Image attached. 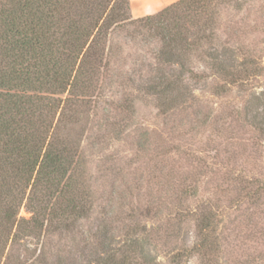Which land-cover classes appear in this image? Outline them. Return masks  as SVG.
<instances>
[{
	"label": "rangeland",
	"instance_id": "374dc122",
	"mask_svg": "<svg viewBox=\"0 0 264 264\" xmlns=\"http://www.w3.org/2000/svg\"><path fill=\"white\" fill-rule=\"evenodd\" d=\"M219 2L217 38L241 48V57L251 55L256 71L226 92L198 89L181 106L161 107L143 88L177 67L159 63L153 24L123 28L111 47L114 80H106L95 113L72 132L86 160L90 217L70 231L10 241L0 264H97L102 229L119 246L137 235L159 264H172V254L198 238L201 213L214 217L222 248L182 264H264V126L256 122L264 118V0ZM189 59V67L209 73ZM125 96L134 102L132 115ZM19 217H31L25 204Z\"/></svg>",
	"mask_w": 264,
	"mask_h": 264
},
{
	"label": "trees",
	"instance_id": "16d2710c",
	"mask_svg": "<svg viewBox=\"0 0 264 264\" xmlns=\"http://www.w3.org/2000/svg\"><path fill=\"white\" fill-rule=\"evenodd\" d=\"M216 3L179 0L132 19L129 0H0L1 252L10 241L36 239L50 229L70 231L90 217L86 160L72 132L95 113L106 80H114L111 47L123 28L153 24L152 37L161 43L159 63L177 67L143 88L161 107L181 106L198 89L226 92L256 71L259 63L251 55L241 57V48L217 38ZM190 55L209 73L189 67ZM125 107L135 113L132 99L126 97ZM253 117L254 122L257 114ZM256 122L264 126V118ZM24 204L29 219L19 217ZM195 223L198 238L190 250L172 254V264L193 256L205 261L221 250L214 217L201 213ZM95 237L97 264H159L149 242L137 235L121 246L103 229Z\"/></svg>",
	"mask_w": 264,
	"mask_h": 264
},
{
	"label": "crops",
	"instance_id": "0c3cea01",
	"mask_svg": "<svg viewBox=\"0 0 264 264\" xmlns=\"http://www.w3.org/2000/svg\"><path fill=\"white\" fill-rule=\"evenodd\" d=\"M131 15L134 18H142L151 14L158 13L165 7L179 0H129Z\"/></svg>",
	"mask_w": 264,
	"mask_h": 264
}]
</instances>
